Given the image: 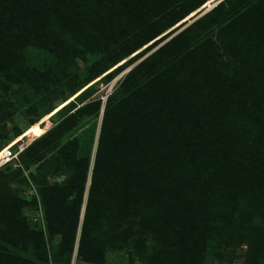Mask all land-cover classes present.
I'll use <instances>...</instances> for the list:
<instances>
[{
  "label": "trees",
  "instance_id": "obj_1",
  "mask_svg": "<svg viewBox=\"0 0 264 264\" xmlns=\"http://www.w3.org/2000/svg\"><path fill=\"white\" fill-rule=\"evenodd\" d=\"M206 2L0 0V88L32 116L14 135L54 118L0 168V264H224L242 245L264 264V0L220 1L104 104L90 84Z\"/></svg>",
  "mask_w": 264,
  "mask_h": 264
},
{
  "label": "rangeland",
  "instance_id": "obj_2",
  "mask_svg": "<svg viewBox=\"0 0 264 264\" xmlns=\"http://www.w3.org/2000/svg\"><path fill=\"white\" fill-rule=\"evenodd\" d=\"M220 1H222V0H209V1L207 0V2L205 4L201 5L197 9H195L193 11V13H191V14L189 13L185 18L181 19L180 21L175 23L173 26H171L169 28L167 27V29L165 31H163L160 35H158L156 38H154L153 40H151L148 43H146V44L142 45L141 47H139V49L137 51H135V53H133V54L129 55L127 58L123 59L121 63L120 62L117 63V65L113 66L110 70H112L113 68H115L118 65H121L122 63H125L129 58L133 57L134 55H136L137 53H139V52H141L143 50V52H142L140 57H138L137 59H135L134 61H132L128 65L124 66L122 68V70L118 74H116V76L114 75V78L112 80H110L108 83L102 82L101 79H100L101 76H99L94 81H92L90 84L93 83V85L96 88V91L94 92L93 97H99L101 99L102 103L105 102L107 95L112 92V90L118 84L119 80L133 66H135L142 59L148 57L158 47H160L166 41L168 42V40L170 38L175 36L181 30H183V29L187 28L189 25H191L194 22V20L196 21L197 18H200L201 16L206 14L208 11H210ZM207 33H208V35L210 34L211 36L215 37L216 28L211 29ZM205 35L206 34L202 33V37H204ZM156 40H159V41H157V43L154 44L153 42L156 41ZM148 46H149V48H147ZM91 61H92V58H90V62ZM78 62L81 65V61H78ZM228 63H229L230 69H232V68L234 69V66L236 65V60L235 59H233L232 61L229 60ZM263 85H264V75H263V78L260 79V86L262 87ZM12 87H13L14 90L17 91L18 87L16 85H13ZM27 92L30 93L31 89L27 88ZM0 95H4V97H6L7 101L9 102V103H7L8 107L6 106V108H4L3 105L0 103V135H2V136L5 135V134L9 135L8 144L5 145L4 148H6L9 144H10L9 146L10 147L13 146V148H16L18 145L26 147L32 139H34L35 137L40 135L42 132H44V130L48 129L52 125V123L54 122V118H52V119L48 118L46 121H44V122H42L40 124V126H39V128L41 129L40 130L41 131L40 134L35 135V134L31 133L29 135L24 136L22 139L21 138H17V136L14 135L13 127L18 126L21 130H25V128L28 127V125L26 124V121L29 118H31L32 116L25 115L22 112H20L18 106L15 104V99L9 98L1 88H0ZM71 99H74V96L70 97L66 102H68ZM66 102H64V104ZM9 108L13 109V111L15 109V112H14L15 114L13 116H11V117L7 116ZM58 109H56L54 112H56ZM100 121H101V116H99L95 120V129H94L95 130V135L98 134ZM92 123H94V119H88L87 121H85L84 124H82L81 128H79V130H77V134L80 133L81 131H83V129L92 128ZM13 161L14 160H9V161L7 160V162H3V161L0 160V168L5 166V164H7V163L8 164H10V163L12 164ZM14 162L16 163L17 161H14ZM12 166L14 167L15 164H13ZM87 187H88V184H87ZM22 190H23L22 191V195L25 198H27V199H29L33 195H36V189H35L34 185L30 181H29V185H27L26 187H23ZM34 212H35V209L34 210L26 209L24 213L30 218L31 215L35 214ZM41 227H42V229H44V226H41ZM57 241H58V238L53 240L52 243L54 244ZM245 250H246V246L245 245L239 246L238 248H236L234 250H231L230 251L231 261H229V262L225 261L224 264H244ZM71 264H86V263L78 262L76 260V254L74 252L72 260H71ZM106 264H128V261H125L124 259H121V258L117 259L115 257L114 258L110 257L109 261H107Z\"/></svg>",
  "mask_w": 264,
  "mask_h": 264
},
{
  "label": "built area",
  "instance_id": "obj_3",
  "mask_svg": "<svg viewBox=\"0 0 264 264\" xmlns=\"http://www.w3.org/2000/svg\"><path fill=\"white\" fill-rule=\"evenodd\" d=\"M25 148V146H20L18 145L16 148L12 147H6L4 148V152L2 153L0 160L3 162H7V160H14L18 161V155L20 152ZM41 210L35 211L33 215L30 216L32 221L39 222L41 226H44L43 224V218H42V213L40 212Z\"/></svg>",
  "mask_w": 264,
  "mask_h": 264
},
{
  "label": "bare ground",
  "instance_id": "obj_4",
  "mask_svg": "<svg viewBox=\"0 0 264 264\" xmlns=\"http://www.w3.org/2000/svg\"><path fill=\"white\" fill-rule=\"evenodd\" d=\"M8 147H10V146H8ZM3 152H4V150H2V151L0 152V157H1V155H2Z\"/></svg>",
  "mask_w": 264,
  "mask_h": 264
},
{
  "label": "water",
  "instance_id": "obj_5",
  "mask_svg": "<svg viewBox=\"0 0 264 264\" xmlns=\"http://www.w3.org/2000/svg\"><path fill=\"white\" fill-rule=\"evenodd\" d=\"M72 100V99H71Z\"/></svg>",
  "mask_w": 264,
  "mask_h": 264
}]
</instances>
